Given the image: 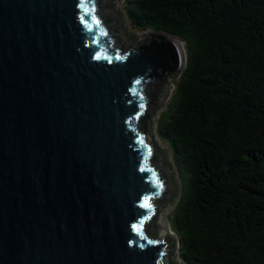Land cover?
I'll return each instance as SVG.
<instances>
[{"label": "water", "instance_id": "water-1", "mask_svg": "<svg viewBox=\"0 0 264 264\" xmlns=\"http://www.w3.org/2000/svg\"><path fill=\"white\" fill-rule=\"evenodd\" d=\"M180 40L121 0H0V264H186L155 130Z\"/></svg>", "mask_w": 264, "mask_h": 264}, {"label": "trees", "instance_id": "trees-1", "mask_svg": "<svg viewBox=\"0 0 264 264\" xmlns=\"http://www.w3.org/2000/svg\"><path fill=\"white\" fill-rule=\"evenodd\" d=\"M135 4V27L176 35L187 52L162 128L189 172L181 258L264 264V0Z\"/></svg>", "mask_w": 264, "mask_h": 264}, {"label": "rangeland", "instance_id": "rangeland-1", "mask_svg": "<svg viewBox=\"0 0 264 264\" xmlns=\"http://www.w3.org/2000/svg\"><path fill=\"white\" fill-rule=\"evenodd\" d=\"M136 0H121V8L123 10V13L126 17V20L130 26V28L132 30H134L135 32H147L149 30H154V29H139L138 27H135V23H134V19L135 17H133L132 14V10L136 11V4H135ZM183 43V42H182ZM185 45V43H183ZM178 77L174 78L171 84V88L170 91L168 93V96L166 98V101L164 102V104L162 105V107L160 108V110L158 111V114L156 116V120H155V130H156V134L158 137V133H160V137L163 138V141L158 137L159 141L161 142L163 148L165 149L170 162L172 164V167L174 169V172L176 174L177 180H178V172H179V176H180V183L178 182V194L176 195L175 199L173 200L172 204L170 205L168 211L166 212V218H167V223H168V229L170 231L171 237L173 238L174 242L176 240V245H175V249L178 255V258L180 261L188 264L185 260H183L181 258V254H180V243H179V237H178V233L176 230V215L179 209V201L183 198H185V194L188 192L189 190V172L185 166V164L183 163V160L180 159L181 157L177 156L172 148V156L169 153L168 147L167 145H169V140L167 138V136L165 135L164 131H162L163 128V123L165 122V119L167 117H169V111L166 109L168 107L171 106V97L174 95V91H175V80H177ZM174 102V101H172ZM172 157H173V161L174 164L176 166V169H178V172L176 171V169L174 168L173 165V161H172ZM181 184V187H180Z\"/></svg>", "mask_w": 264, "mask_h": 264}, {"label": "bare ground", "instance_id": "bare-ground-1", "mask_svg": "<svg viewBox=\"0 0 264 264\" xmlns=\"http://www.w3.org/2000/svg\"><path fill=\"white\" fill-rule=\"evenodd\" d=\"M180 41H181V40H180ZM181 43H182V41H181ZM182 45H183V48H184L185 45H184L183 43H182ZM166 223H167V218H166ZM167 226H168V223H167Z\"/></svg>", "mask_w": 264, "mask_h": 264}]
</instances>
